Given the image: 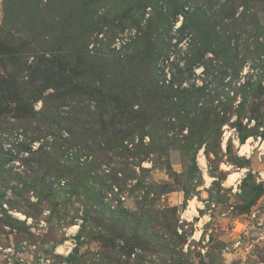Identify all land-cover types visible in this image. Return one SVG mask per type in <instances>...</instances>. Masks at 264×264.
<instances>
[{
    "label": "rangeland",
    "instance_id": "374dc122",
    "mask_svg": "<svg viewBox=\"0 0 264 264\" xmlns=\"http://www.w3.org/2000/svg\"><path fill=\"white\" fill-rule=\"evenodd\" d=\"M0 98V264H264V0H0Z\"/></svg>",
    "mask_w": 264,
    "mask_h": 264
},
{
    "label": "bare ground",
    "instance_id": "6f19581e",
    "mask_svg": "<svg viewBox=\"0 0 264 264\" xmlns=\"http://www.w3.org/2000/svg\"><path fill=\"white\" fill-rule=\"evenodd\" d=\"M243 148H248V144L244 145ZM235 176H237L236 174L234 175V173L232 174V178H234Z\"/></svg>",
    "mask_w": 264,
    "mask_h": 264
},
{
    "label": "trees",
    "instance_id": "16d2710c",
    "mask_svg": "<svg viewBox=\"0 0 264 264\" xmlns=\"http://www.w3.org/2000/svg\"><path fill=\"white\" fill-rule=\"evenodd\" d=\"M1 101H2V98H0V103H1ZM76 250H78V249H75V251H76ZM70 256H71V255H70ZM69 258H71V257H69Z\"/></svg>",
    "mask_w": 264,
    "mask_h": 264
}]
</instances>
